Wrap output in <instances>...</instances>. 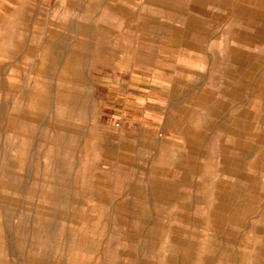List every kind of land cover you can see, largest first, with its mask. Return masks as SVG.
Instances as JSON below:
<instances>
[{
    "label": "rangeland",
    "instance_id": "1",
    "mask_svg": "<svg viewBox=\"0 0 264 264\" xmlns=\"http://www.w3.org/2000/svg\"><path fill=\"white\" fill-rule=\"evenodd\" d=\"M0 264H264V0H0Z\"/></svg>",
    "mask_w": 264,
    "mask_h": 264
}]
</instances>
